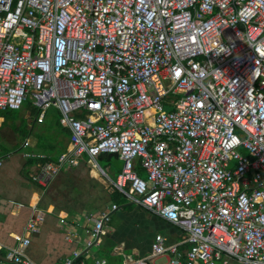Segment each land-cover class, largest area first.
I'll use <instances>...</instances> for the list:
<instances>
[{
    "label": "built area",
    "instance_id": "obj_1",
    "mask_svg": "<svg viewBox=\"0 0 264 264\" xmlns=\"http://www.w3.org/2000/svg\"><path fill=\"white\" fill-rule=\"evenodd\" d=\"M27 100L70 132L55 161L23 152L32 181L86 155L181 230L123 264H264V0H0V112ZM106 152L122 161L115 179ZM116 209L87 215V246ZM44 216L35 208L8 250L14 264H36L25 249ZM58 264L85 263L76 250Z\"/></svg>",
    "mask_w": 264,
    "mask_h": 264
},
{
    "label": "crops",
    "instance_id": "obj_2",
    "mask_svg": "<svg viewBox=\"0 0 264 264\" xmlns=\"http://www.w3.org/2000/svg\"><path fill=\"white\" fill-rule=\"evenodd\" d=\"M35 108L37 107L32 106L31 109L34 121L44 122L49 107L45 109L41 120L38 118L39 108L34 113ZM56 110L58 112L57 127L47 133L48 137L43 142L39 140L40 137L30 138L29 134L33 128L30 126L28 134L21 143L16 144L15 137L12 136V141L9 139L6 141L14 142L13 149L0 151V157H2L0 165V264H14L6 257L7 252L17 246L18 237L25 235L26 222L35 208L45 213L44 221L39 231L30 235L25 254L36 264H58L65 258L71 257L76 250L80 252V258L85 264H96V260H105L104 263L99 264H123L126 258L146 256L150 248L149 252L144 249L141 251L128 249L133 246L129 243V238L133 237L136 228L141 231H151L154 236L161 233L165 236L167 243L181 240L182 232L178 227L128 201L121 193L125 197V204L115 203L118 209L111 213L110 219L105 223V232L101 235L100 241L91 246L86 245L90 239L89 230L93 223L92 220L87 219V215L90 212L97 213L101 209L110 208L114 202L109 201L99 207L91 203L88 197L82 200L81 194L76 191V184L79 180L89 183V187L92 188V191L88 190L90 195L97 189L91 182L96 179H101L106 187H110V190L104 193L110 194L115 189L106 184L105 179L95 167L89 171V158L86 155L81 158V164L76 169L61 170L45 186L36 182L34 184L30 174L37 169V159L26 157L19 151L21 149L23 152L45 154L46 158L55 161L59 154L68 148L70 132L59 123V111L57 108ZM5 113V111L0 112V132L5 127L13 131V128L19 126L20 122L7 119L8 116H4ZM5 123L6 126L2 128ZM27 138L30 146L23 147V142ZM54 146L57 147L53 149L55 151L53 154L41 149L45 147L51 149ZM61 147H65V150H61ZM30 158L34 159L31 163ZM103 168L108 172L109 166ZM38 185L44 189L41 190ZM134 205H136V210L133 211L132 206ZM126 209L128 212L125 211ZM114 215L118 218L115 221L118 222L116 225L111 224ZM153 222H159V224L155 226ZM154 236L150 237V247Z\"/></svg>",
    "mask_w": 264,
    "mask_h": 264
},
{
    "label": "rangeland",
    "instance_id": "obj_3",
    "mask_svg": "<svg viewBox=\"0 0 264 264\" xmlns=\"http://www.w3.org/2000/svg\"><path fill=\"white\" fill-rule=\"evenodd\" d=\"M33 104L31 103L30 100L25 101L22 106L18 109H14L9 113H5L4 116H8V118H10L11 120L15 121V122H20L19 126H16L13 128L12 130H9L6 126V123L4 124V126L2 128H4V130H2L0 133V151H4V150H11L14 147V142H11L12 136L15 137L16 140V144H19L23 141V139L25 138V135L28 134L29 128L30 126H32V131L30 135V138H39V140L41 142H43L48 136L47 133L52 130L55 129L57 127V117H58V112L56 110V108L54 106H49L46 117L44 122H40V121H34V115L31 112ZM164 110L168 109V106L165 104L164 105ZM39 111V109H38ZM152 112L154 110H151ZM2 114V113H1ZM31 116V117H30ZM30 120H33L30 122ZM7 122V120H6ZM30 122V123H29ZM1 128V129H2ZM5 131V132H4ZM15 133V134H14ZM6 139L11 140V141H6ZM43 151L50 153V148L45 147V148H41ZM23 153V150H19ZM55 153V151H54ZM7 154V153H6ZM6 158V157H5ZM99 163V165L101 167H108V174L111 178L115 179L116 175L119 173V171L121 170V166H122V162L120 160H99L97 161ZM140 176L142 178H145V172L144 171H140L139 172ZM96 179V178H95ZM100 184H102L103 186V190L101 191V193L104 192H108L110 190V187H106V185L103 183V181L96 179ZM84 185V190L85 191H92V188L89 187V183L87 182H81L78 183V186L80 184ZM94 183V181H93ZM99 194V197L102 196V194ZM133 205V204H132ZM130 209V208H128ZM128 209H126L125 211L128 212ZM132 210H136V205L132 206ZM119 213H117L118 215ZM116 220H118L117 216H113V221L111 222L112 225H116L118 222H115ZM157 224H159V222H153V225L157 226ZM151 228V227H150ZM151 230H153V228H151ZM151 235L154 236V234H152L151 231H141L139 228H136V232L133 235V237L129 238L130 240V244H132L133 246L131 248H128L130 251L135 250V251H141V250H145L147 252H149V248H150V237ZM165 259L162 257L157 258L156 259V263H160L163 262Z\"/></svg>",
    "mask_w": 264,
    "mask_h": 264
},
{
    "label": "trees",
    "instance_id": "obj_4",
    "mask_svg": "<svg viewBox=\"0 0 264 264\" xmlns=\"http://www.w3.org/2000/svg\"><path fill=\"white\" fill-rule=\"evenodd\" d=\"M37 109L38 108H35L34 109V113H36L37 112ZM12 110H6L5 112L6 113H9V112H11ZM58 122V121H57ZM57 146H54V148H51L50 150H52V151H50V153H52L53 154V152H54V150L53 149H55ZM61 150H65V147H61ZM97 161H98V159L99 160H116V159H118V156H117V154L116 153H110V152H106V153H100L98 156H97ZM33 160L34 159H29V162L31 163V162H33ZM47 160H52L51 158H47ZM88 164H89V171H90V169H92L93 167H94V165H93V163L90 161V160H88ZM81 164V161L79 162V164L77 165V166H75V167H70V166H65V168L63 167L61 170H63V169H72V168H77L79 165ZM60 170V171H61ZM53 179V178H52ZM94 181V183H93V185H94V187L95 188H97L96 189V191L92 194V195H90L89 194V191H85L83 188H84V185H83V183L82 184H80L79 186H78V183H81L82 181L81 180H79L78 181V183L76 184V191L78 192V193H80L81 194V198H82V200H84L85 198H87L88 197V199H90V201H91V203H93L94 205H98L99 207H102L103 205H105L106 203H108L109 201L110 202H114V203H117V204H120V205H124L125 204V197L119 192V191H117L116 189L112 192V193H110V194H107V193H101V191L103 190V186H102V184H100L97 180H93ZM93 181H91V182H93ZM83 182H85V181H83ZM33 183L34 184H36L34 181H33ZM92 185V186H93ZM38 187L42 190V189H44L43 187L41 188V186L40 185H38ZM102 194V196H101V199H100V197H99V194ZM97 198V199H96ZM120 264V263H119Z\"/></svg>",
    "mask_w": 264,
    "mask_h": 264
}]
</instances>
